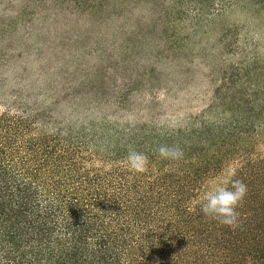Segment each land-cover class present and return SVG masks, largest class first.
<instances>
[{"label": "rangeland", "instance_id": "374dc122", "mask_svg": "<svg viewBox=\"0 0 264 264\" xmlns=\"http://www.w3.org/2000/svg\"><path fill=\"white\" fill-rule=\"evenodd\" d=\"M214 3L0 0V115L105 159L143 153L156 168L187 169L197 152L210 159L244 144L264 155V113L211 137L238 105L264 107V10ZM161 145L182 159L162 158Z\"/></svg>", "mask_w": 264, "mask_h": 264}, {"label": "trees", "instance_id": "16d2710c", "mask_svg": "<svg viewBox=\"0 0 264 264\" xmlns=\"http://www.w3.org/2000/svg\"><path fill=\"white\" fill-rule=\"evenodd\" d=\"M227 2L264 10V0ZM238 108L231 123L212 128L214 140L249 129L250 111L264 113L254 101ZM232 153L197 152L190 168L141 171L128 158L105 159L78 138L2 114L0 264H264V155L253 144ZM231 179L248 189L237 228L200 211L206 192Z\"/></svg>", "mask_w": 264, "mask_h": 264}, {"label": "clouds", "instance_id": "9594fccd", "mask_svg": "<svg viewBox=\"0 0 264 264\" xmlns=\"http://www.w3.org/2000/svg\"><path fill=\"white\" fill-rule=\"evenodd\" d=\"M158 152L164 159L180 160L183 157L182 150L176 146L161 145ZM128 161L130 165L143 171L148 164V157L143 153L131 151ZM247 191V185L239 179L226 181L206 192L200 211L212 221L229 228H237L240 222L238 209L242 206Z\"/></svg>", "mask_w": 264, "mask_h": 264}]
</instances>
